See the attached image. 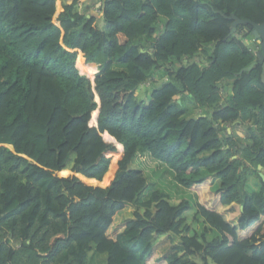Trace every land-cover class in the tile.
Masks as SVG:
<instances>
[{"label":"trees","instance_id":"1","mask_svg":"<svg viewBox=\"0 0 264 264\" xmlns=\"http://www.w3.org/2000/svg\"><path fill=\"white\" fill-rule=\"evenodd\" d=\"M99 1L109 31L80 0H0V264H91L94 250L107 264H149L189 228L191 205L159 190L140 199L148 179L131 164L141 153L183 187L221 180L219 204L198 203L220 239L206 247L185 231L168 264H264L263 68L239 75L255 47L235 36L251 26L231 34L230 18L263 23L264 0ZM230 126H246L247 142Z\"/></svg>","mask_w":264,"mask_h":264},{"label":"rangeland","instance_id":"2","mask_svg":"<svg viewBox=\"0 0 264 264\" xmlns=\"http://www.w3.org/2000/svg\"><path fill=\"white\" fill-rule=\"evenodd\" d=\"M62 1L71 2L72 0ZM86 7V11L94 13L96 15L98 14L99 20L97 24L99 28L105 31H109L110 29L103 18V14L100 12V1L80 0L78 7L79 10L84 11ZM235 36L243 39L248 46H251L253 48L261 46L260 41H256L252 33H246L244 30H240L235 34ZM114 67L119 70L126 69L124 65L119 64H115ZM174 69L176 70V68H172L171 71H173ZM175 70L174 73L176 72ZM168 73L169 71L167 70L162 73L160 71L158 75L155 74L157 77H155V80H153V82L158 84L161 81L167 79ZM155 75H153V77ZM150 92L151 90L149 82L141 85L138 89V99L147 102L146 99L150 95ZM225 98H228V96L226 95ZM180 101H183V108L188 109L189 116H198L201 113V108L198 107L195 101L189 100L187 96H183ZM229 130L231 131L233 137L232 139L235 143L247 142V139L245 138L246 126H230ZM223 131L225 130L223 129ZM6 146L11 148L9 144H6ZM131 165L132 167H142L145 175L149 179V185L141 196V200L148 201L152 197L153 192L155 190H159L163 192L165 198L174 205L180 203L183 199H188L191 205L190 209L184 213V217L189 224V228L187 230H183V234L181 235H173L174 240L164 246L162 249L158 250L155 257H150L148 260L149 264H168L164 258L172 252L175 244L181 243L180 237L182 235H187L185 231H189L188 234L191 236H197L206 247L213 244L217 239H220V234L218 233V231L209 226L198 211L199 202H202L210 208L216 207L219 204V187L221 181L220 177H218L216 174H213L210 175L204 183L196 184L191 188H186L179 185L178 181H176L175 179L174 173L171 170H169L164 164L152 159L148 154L141 153L137 155ZM258 173L260 174V170L258 171ZM153 179L155 180L153 181ZM260 184L261 180L258 175L256 176V170L253 169V171L249 173L247 189L251 193L254 191H258L260 189ZM135 209L136 205L134 204L126 205V207L119 212V217L116 215L117 217L110 231V234L112 233L111 236L114 235V233H118L120 230L122 231L126 223L134 218L133 213ZM89 259L91 264H107L106 256L99 254L95 250L90 253ZM196 260L199 263L203 262L199 258ZM209 262L210 264H214L211 260H209Z\"/></svg>","mask_w":264,"mask_h":264},{"label":"water","instance_id":"3","mask_svg":"<svg viewBox=\"0 0 264 264\" xmlns=\"http://www.w3.org/2000/svg\"><path fill=\"white\" fill-rule=\"evenodd\" d=\"M230 18L233 19L231 34H233L237 31L238 25L247 24V25L251 26L250 27L251 33H252L254 39L259 40L261 43V48H260V51L258 52V60L252 62L247 67H244L239 72V75H241L245 71L252 70L257 63L263 65V67H264V22L263 23H256V22L250 21L248 19H240V18L236 17L235 15L231 16ZM263 79H264V73H263ZM261 169H262V166L259 165L260 176L264 182V172H262Z\"/></svg>","mask_w":264,"mask_h":264},{"label":"flooded vegetation","instance_id":"4","mask_svg":"<svg viewBox=\"0 0 264 264\" xmlns=\"http://www.w3.org/2000/svg\"><path fill=\"white\" fill-rule=\"evenodd\" d=\"M249 30L251 31V28H249ZM256 41H259V40H256ZM260 48H261V46L259 47V46H257V47H255V51H254V53H255V55H256V60L255 61H257L258 60V52L260 51ZM254 62V61H253ZM256 65H261V64H259V63H257ZM255 65V66H256ZM262 66V68H263V73H264V67H263V65H261Z\"/></svg>","mask_w":264,"mask_h":264},{"label":"crops","instance_id":"5","mask_svg":"<svg viewBox=\"0 0 264 264\" xmlns=\"http://www.w3.org/2000/svg\"><path fill=\"white\" fill-rule=\"evenodd\" d=\"M146 100H147V102L149 101L148 98H147ZM147 179H148V178H147ZM154 180H155V179H153V181H154ZM151 182H152V181H151ZM148 183H149V179H148ZM111 229H112V228H111ZM110 231H111V230H110ZM120 232H121V230H120L118 233H120ZM118 233H114V235H112V237L116 239L117 236H118ZM111 234H112V233H111ZM148 263H149V262H148Z\"/></svg>","mask_w":264,"mask_h":264},{"label":"built area","instance_id":"6","mask_svg":"<svg viewBox=\"0 0 264 264\" xmlns=\"http://www.w3.org/2000/svg\"><path fill=\"white\" fill-rule=\"evenodd\" d=\"M148 155H150V154H148ZM151 156V155H150ZM152 158V157H151ZM155 160V159H154ZM137 161V160H136ZM155 161H157V160H155ZM134 162V161H133ZM132 162V163H133ZM159 162V161H158ZM134 168H140V169H142L143 170V168L142 167H134ZM180 185V184H179ZM181 186V185H180Z\"/></svg>","mask_w":264,"mask_h":264}]
</instances>
